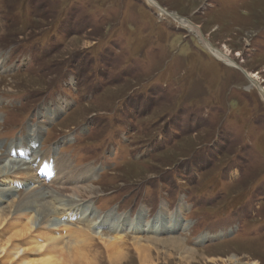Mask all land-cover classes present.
<instances>
[{"label":"rangeland","instance_id":"obj_1","mask_svg":"<svg viewBox=\"0 0 264 264\" xmlns=\"http://www.w3.org/2000/svg\"><path fill=\"white\" fill-rule=\"evenodd\" d=\"M153 1L0 0V167L31 166L45 191H99L76 205V221L58 214V232L16 238L1 225L0 245L13 239L20 253L0 264H70L47 251L46 237L69 239L66 226L84 231L70 241L84 256L75 264H116L105 237L125 254L118 264L146 253L147 264H264V100L248 79L264 88V0ZM180 202L185 215L171 220ZM88 207L98 218H83ZM133 220L161 229L119 240ZM132 236L181 245L142 242L139 255Z\"/></svg>","mask_w":264,"mask_h":264},{"label":"bare ground","instance_id":"obj_2","mask_svg":"<svg viewBox=\"0 0 264 264\" xmlns=\"http://www.w3.org/2000/svg\"><path fill=\"white\" fill-rule=\"evenodd\" d=\"M151 5H155L153 0H145ZM162 11L161 9H159ZM180 24H182L184 27H186L191 33H195L199 35V31L197 28H195L193 25L188 23L185 20L178 19ZM210 53L217 59V61H222L223 63L230 65L232 67H235V64L230 61L227 55L211 49ZM249 79L252 80V83L257 85L259 88V91L261 93V96L264 100V88L260 89L258 84L255 82L254 79L249 76ZM68 119V118H67ZM45 155H49V152H45ZM51 157V156H50ZM5 155L0 156V160H4ZM64 162L67 164L66 159ZM14 163V164H13ZM13 164L15 165V162L10 161L8 167L7 166H1L0 167V199L2 196L10 195L12 192H16V189H21L23 187H26V193H24V197L21 199H15L9 202V205L7 207L1 208L0 209V226L1 225H6L10 226L14 230V236L16 238L19 237H24L27 234L30 235L32 232H35L37 230H47V231H60L61 228L63 227L64 224L62 222L60 223L58 220V214L63 215V219L67 222L76 221L77 218L74 219V216L72 217L73 211H75L76 205L81 201L86 198H91L99 194L98 188L94 187H79V188H58L53 190L52 192L50 191H45L47 185L44 183L38 181L35 176L31 173V166H24L21 169L18 167H10V165ZM66 168V167H64ZM66 171V170H65ZM94 172V168L90 166H84L82 170L80 171L81 174L84 175H90ZM70 173V172H69ZM91 177V176H90ZM89 177V178H90ZM66 180V179H65ZM82 179H77L76 182L79 183L81 182ZM62 182V181H61ZM83 182V181H82ZM38 184V185H37ZM37 185V186H36ZM89 186V185H88ZM62 187V186H61ZM15 189V190H14ZM49 194H51L55 199H50ZM6 195V196H7ZM86 202V201H85ZM89 207L87 208L86 212L83 214L84 219L89 218V216L92 218L96 217L98 218V215H93L91 212H87ZM68 211V214L66 212ZM165 212L164 207L162 206L161 212ZM33 213V214H32ZM142 213V212H141ZM140 213V214H141ZM164 214V213H163ZM30 215V216H29ZM166 215V212H165ZM185 215V210L183 208L182 202L178 204V207L173 211L172 213H169V217L171 220H176V218H183ZM25 217L27 219V223L25 225H21L19 223V218ZM110 217V216H108ZM115 217V216H114ZM168 217V218H169ZM82 218V219H83ZM80 219L79 222H85L84 219ZM110 219V218H109ZM111 220V219H110ZM113 220V219H112ZM106 221V220H105ZM109 221V220H108ZM128 222V221H127ZM6 223V224H5ZM135 222L129 223V227H124L122 230H118L115 232V234L120 235L119 240L121 239L122 233H126L127 230L134 233L138 234H148L152 233V229H154V223H150L147 225H142L141 230L138 231L136 228ZM127 224V225H129ZM99 225V224H98ZM96 226L89 224L86 228L90 231L91 229H95V227H100L101 226ZM124 224H122L123 226ZM145 226V228H144ZM156 227H158L156 225ZM174 226H170L169 231H173ZM20 229V230H19ZM151 229V230H150ZM66 231L68 232V237L69 239L67 241H63L62 237L58 236L57 238H52V237H46L48 241V250H61L64 255L67 256L68 261L70 264H75L74 263V254L78 256H81L84 258L83 254L79 252V250L75 249V246H71L70 241L78 242V239L83 238V230L82 232H73L71 231V228L65 227ZM111 231V230H110ZM116 231V230H114ZM158 231V230H156ZM155 231V232H156ZM175 231V230H174ZM99 232V231H97ZM146 232V233H144ZM176 232V231H175ZM80 239V240H81ZM11 240H7L3 245H0V254L2 255H18L20 252L18 249H11L9 246L11 243ZM101 240V239H100ZM103 244L107 247V249H112V256H110L111 262H115L116 264L121 263L126 257L125 254L120 252L119 250L117 251L116 248V240L111 239V238H103ZM132 242L133 248L136 250V252L139 253V255L143 254L144 252H148V247L143 246L142 242H160V241H169L173 242L174 244L181 245V241L178 240V238H167V239H160V240H154V239H143L139 237H133L130 239ZM118 241V240H117ZM30 242V241H29ZM81 242V241H80ZM83 243V242H82ZM73 245V244H72ZM75 245V244H74ZM82 245V244H81ZM78 246V245H77ZM80 247V246H79ZM116 249V250H115ZM185 249H189L186 248ZM15 251V252H14ZM110 251V250H109ZM115 255V256H114ZM78 258V257H77ZM144 259H148L147 253L143 254V260L141 261V264H147ZM87 262V261H86ZM63 263V262H62ZM60 264V263H57Z\"/></svg>","mask_w":264,"mask_h":264},{"label":"water","instance_id":"obj_3","mask_svg":"<svg viewBox=\"0 0 264 264\" xmlns=\"http://www.w3.org/2000/svg\"><path fill=\"white\" fill-rule=\"evenodd\" d=\"M173 17V16H172ZM244 74L247 76V73L246 72H244ZM248 77V76H247ZM248 79H249V77H248Z\"/></svg>","mask_w":264,"mask_h":264}]
</instances>
